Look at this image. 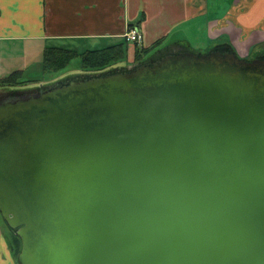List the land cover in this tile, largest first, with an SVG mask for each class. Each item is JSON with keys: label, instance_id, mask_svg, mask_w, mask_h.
Returning <instances> with one entry per match:
<instances>
[{"label": "water", "instance_id": "95a60500", "mask_svg": "<svg viewBox=\"0 0 264 264\" xmlns=\"http://www.w3.org/2000/svg\"><path fill=\"white\" fill-rule=\"evenodd\" d=\"M132 68L0 101L17 264H264V59Z\"/></svg>", "mask_w": 264, "mask_h": 264}, {"label": "crops", "instance_id": "0c3cea01", "mask_svg": "<svg viewBox=\"0 0 264 264\" xmlns=\"http://www.w3.org/2000/svg\"><path fill=\"white\" fill-rule=\"evenodd\" d=\"M129 28L139 30L140 44L126 41ZM159 40L144 59L171 50L202 53L203 47L210 51L220 44L232 46L242 59L260 58L264 0H0V43H9L8 52L16 56L30 47L44 51L51 45L92 42L102 50L127 42L124 66L135 64L139 48ZM8 74L0 69V79ZM15 259L13 240L0 224V264H16Z\"/></svg>", "mask_w": 264, "mask_h": 264}, {"label": "trees", "instance_id": "16d2710c", "mask_svg": "<svg viewBox=\"0 0 264 264\" xmlns=\"http://www.w3.org/2000/svg\"><path fill=\"white\" fill-rule=\"evenodd\" d=\"M162 43V40H159L155 42L151 47L144 49V48H139L136 51L135 55V63L138 64V66L142 63L143 60H145L147 64V60L144 59V57L149 54L152 50L157 48L160 44ZM264 47V45L262 46ZM217 50V49H214ZM211 51V50H210ZM208 51L207 53H209ZM213 51V50H212ZM223 53L230 52L234 53L232 50V47L229 49H225L222 51ZM202 55V53H199ZM80 56L81 59V67L85 69L84 77L80 79H85V78H92L94 75L93 74H99L97 76H108L112 75L115 73H121V72H130L135 68L132 69H117V70H112V67H116L119 64L127 62V42H122L119 44L112 45L110 47H107L102 50H93V51H87L81 55H78L77 53L73 51H67V50H62L61 48L58 47H51L47 48L44 52V57H43V70L41 73V76H46V74H56L60 73L63 70H65L68 66L70 61L77 56ZM264 59V56L260 57ZM141 64V65H143ZM25 72H14L13 74L0 79V91H9V90H14L16 91L17 89H24L27 87L29 83H31V80L33 79H28L24 80ZM74 78V79H72ZM71 79V80H69ZM79 79L76 77H70L65 80L60 81V83L57 86H64L69 84L71 81H74ZM13 244H14V253L16 257L21 251V240L20 238L13 232Z\"/></svg>", "mask_w": 264, "mask_h": 264}, {"label": "rangeland", "instance_id": "374dc122", "mask_svg": "<svg viewBox=\"0 0 264 264\" xmlns=\"http://www.w3.org/2000/svg\"><path fill=\"white\" fill-rule=\"evenodd\" d=\"M205 32L208 35V38H210L209 30L205 28ZM200 38H203V37H200ZM172 39L174 38H171L169 40L171 41ZM87 44L90 45L89 46L90 48L87 47ZM87 44L86 43H66L63 45V48L61 47L60 48L62 50H64L65 48V50L67 51H73L77 53L78 55H81L87 51H93V50L99 49V48H96L97 46L95 47V44L92 42L87 43ZM8 45L9 43H0V56H1L0 57V69L1 68L8 69L9 74L7 76L13 74L14 72L24 71L25 72L24 80L33 79L31 80V83L27 85L26 88L17 89V90H20V92H24V93H21L22 96L34 94L35 90L37 91L40 90V89H35V88H38V86L41 84L47 86L43 88V90H49L54 87H57V85L62 80H65L70 77H75V78L77 77L78 79H80L84 77L85 75L83 74L85 69L81 67L82 58L76 55L77 57H74L70 61L69 66L62 72L56 73V74H46V76H41V73L43 70L42 62H43L44 52L47 48L53 47L52 45L46 47L44 51L43 49L40 51H37V48L34 49L32 47L28 48L29 50L23 48L19 56H16L14 52L13 53L8 52ZM99 47H102V46H99ZM207 49L208 48L203 47L202 53L208 52ZM251 59H253V57L249 58V60ZM126 61H128V58ZM120 65L121 64H119V66L117 65L116 67L114 66L111 69L112 70L125 69V68L131 69L132 67L138 66L137 63L130 64V65L126 63L124 64V66H120ZM11 91L16 92L14 90H11ZM3 92H6V91H3ZM0 224L6 236L10 238L12 241L13 232L7 226V224L5 223L1 215H0Z\"/></svg>", "mask_w": 264, "mask_h": 264}, {"label": "flooded vegetation", "instance_id": "af4514ba", "mask_svg": "<svg viewBox=\"0 0 264 264\" xmlns=\"http://www.w3.org/2000/svg\"><path fill=\"white\" fill-rule=\"evenodd\" d=\"M231 47H232V46L227 45V44H220V45H216V46L212 47L210 50H213V51H220V52H222V51H224V50L227 49V48L230 49ZM214 49H217V50H214ZM177 50H178V49H177ZM232 50H233V48H232ZM172 51H173V50L168 51V52L160 53L159 55H158V54H154V55H152V56H149V57L146 59V61L149 59V60L147 61V64H152V63H154V62H156V61H159V60L162 59L165 55L171 54ZM208 51H209V50H208ZM233 51H234V50H233ZM226 53H227V52H226ZM234 53L237 55L236 51H234ZM202 54H203V53H202ZM156 55H157V56H156ZM237 56H238V55H237ZM251 60H252V59H251ZM143 63H146L145 60H143L141 64H143ZM141 64H140V65H141ZM137 65H138V64H137ZM143 65H144V64H143ZM39 86H41V85H39ZM39 86H38V88H35V89H39ZM38 91H40V90H38ZM38 91L35 90V93H34V94H37ZM15 93H16V92H13V91H11V90L6 91V92L0 91V101L9 98V97H11L12 95L14 96ZM21 93H24V92H20V93L17 94V95H21ZM11 231H12V230H11ZM12 232H13V231H12ZM12 240H13V237H12ZM15 261H17V257H16ZM16 264H17V262H16Z\"/></svg>", "mask_w": 264, "mask_h": 264}, {"label": "built area", "instance_id": "2783aa9c", "mask_svg": "<svg viewBox=\"0 0 264 264\" xmlns=\"http://www.w3.org/2000/svg\"><path fill=\"white\" fill-rule=\"evenodd\" d=\"M124 38L128 43L140 44L142 41V36L139 30L135 28H129L127 33L125 34Z\"/></svg>", "mask_w": 264, "mask_h": 264}]
</instances>
